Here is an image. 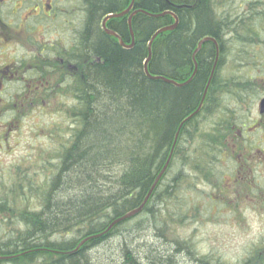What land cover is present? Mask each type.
Masks as SVG:
<instances>
[{
  "label": "trees",
  "instance_id": "1",
  "mask_svg": "<svg viewBox=\"0 0 264 264\" xmlns=\"http://www.w3.org/2000/svg\"><path fill=\"white\" fill-rule=\"evenodd\" d=\"M85 1L88 18L80 34L79 77L74 102L75 105L78 100V105L74 109V105H71L64 115L75 128L72 129L69 144L59 146L62 134H49L48 137H54L56 141L55 147L50 152L41 150L35 157L42 160L39 167L42 174L45 173L42 170L44 165L50 169L46 171L44 179L37 177V174L29 176L17 173L14 179L3 182L0 215L9 217L12 214L15 223L25 228L23 233L16 231L18 227L14 229L16 237L5 241L2 247L6 251L4 255H11L13 251L18 254L11 264H53L48 258H52L50 254L54 250L66 253L64 264H96L106 260L101 258L110 250L114 256V260L112 256L109 257L111 262L130 261L127 252L122 251L121 244H117L124 240L116 227L109 234L75 250L77 244L87 236L103 233L115 213L120 216L139 206L155 179V172L166 160L177 133V143L192 135L197 141L207 140L212 145L208 148L209 162L214 165L218 164L216 143L223 135L220 127L233 124L232 118H225L228 113L219 122L208 114L206 108L216 101H212L213 98L217 99L212 90L205 97L198 115L178 131L185 118L198 108L207 77L206 72L201 71L203 63L200 60L196 76L181 88L151 80L145 75L143 63L148 56L146 43L154 30L169 25L172 21L169 16L151 18L137 14L132 19L136 42L132 49H126L118 40L104 33L100 21L108 14L126 9L131 0ZM171 1L135 0L134 10L160 14L169 9ZM178 1L187 4L189 0ZM196 2L192 10L182 13L180 24L173 33L157 37L152 44L148 64L151 75L180 83L187 81L192 67L190 53L195 44L204 36L216 37L217 28L211 22L208 5L204 0ZM127 17L107 23V28L117 33L125 44L131 39ZM200 54L210 58L213 50L208 52L203 48ZM247 63L242 66L248 67ZM231 88L223 89V93L230 95ZM205 115H208L207 120L216 121L208 132L203 129L202 119ZM193 129L196 132L192 133ZM194 171V174L202 175L201 168ZM168 175L166 172L161 181L167 182ZM182 175V171H179L174 176L175 185L180 184ZM215 176L213 183L219 180L218 175ZM172 181L173 178L170 186ZM18 195L25 198L18 200L15 198ZM29 195L32 198L31 209L26 205ZM155 197L154 192L149 202H155ZM19 201L24 207L16 213L13 207ZM103 214L104 221L92 222ZM5 220L8 222L9 218ZM73 225L81 230L73 229ZM108 236H113L115 243H111L109 250L108 247L101 249L99 254L103 256L98 257V261L92 259V253H89L97 251ZM31 241L35 243L32 246ZM144 247L130 252L136 264H189V260L176 250L164 252L155 244L150 245L153 247L152 253L147 250L150 247ZM256 262L253 264H264V260ZM242 264H248V261Z\"/></svg>",
  "mask_w": 264,
  "mask_h": 264
},
{
  "label": "flooded vegetation",
  "instance_id": "2",
  "mask_svg": "<svg viewBox=\"0 0 264 264\" xmlns=\"http://www.w3.org/2000/svg\"><path fill=\"white\" fill-rule=\"evenodd\" d=\"M216 1L209 4H217L227 22L233 20L234 28L229 26L225 36L235 49L227 66L236 74L227 82L232 93H219L216 99L222 114L218 118L228 113L225 118H232L233 124L220 127L223 135L216 143V166L224 182L222 189L213 192L232 193L238 204L235 211L264 214V0ZM192 3L197 4L196 0ZM86 4L85 0H0V153L13 160L20 136L31 138L33 111L44 112L42 107L54 102H75L80 34L88 18ZM246 62L248 67L242 66ZM255 86L257 96L249 95ZM231 96L236 108L230 105ZM24 145V150L31 147L30 143ZM14 178L10 168L0 180ZM253 259L258 258H249Z\"/></svg>",
  "mask_w": 264,
  "mask_h": 264
},
{
  "label": "bare ground",
  "instance_id": "3",
  "mask_svg": "<svg viewBox=\"0 0 264 264\" xmlns=\"http://www.w3.org/2000/svg\"><path fill=\"white\" fill-rule=\"evenodd\" d=\"M174 1V0H173ZM171 1L169 3V9L167 8V10H165L164 12H161L160 15L163 14L162 17L165 16H169L172 21L169 22V25L159 28L158 30H154V33L151 35L149 41H147L146 45L149 47V45L151 44V49H152V44H154L155 40L157 39V37L162 36L164 34H171L173 33L177 27L180 24V19H181V15L184 11H190L193 9L194 6H192L193 0H189L187 2V4L184 3H179L176 2V0ZM211 0H204V3L208 5V12L211 15L212 21L214 24H216V28H217V32L216 33V37L213 36H204L202 39H200L199 41H197V43L195 44V47L193 48V50L190 53V60H191V65L192 67L190 68V78L191 81L193 80V78L196 76L198 69H199V60L202 61L203 63V68L201 69L202 73L206 72V83H205V88L203 89V92L201 93V99L199 101V103L197 104L198 107H203V99L204 97L208 96V93H211L213 90V95L217 98L219 93H223V89H227V87L230 89V85L227 83L228 79L225 78V73H228L229 70L227 69L229 66H227L228 64H230V62L232 61L233 55L235 54V49L234 48H230V41H228V38L225 36V34L231 29V27L233 26V20L230 19L229 22L226 21V18L224 17V15H222V13L219 11V6H217V4L211 5L209 4ZM216 1V0H215ZM217 3V1H216ZM131 4V1L129 2V4L127 3L128 7ZM121 12H117V13H113V14H108L106 16H104L101 21H100V26L103 29L104 33L106 35H108L107 31H110V29L107 28V23L111 20H116V19H120L123 18L122 17H118V18H109L108 20L104 22V20L106 18H108L109 16H115V15H119L121 14ZM127 25L129 28V35H130V42L128 44L122 43L124 46H129L132 42L134 43L133 46L131 45L132 49L135 45V35L134 32L132 30V23L128 24L127 21ZM230 26V29H229ZM234 28V26H233ZM221 32H223V36L222 38H219V34H221ZM158 33V35L156 37H154V35ZM154 37V38H153ZM153 38V40H152ZM152 40V42H150ZM121 44V43H120ZM210 45V46H209ZM123 46V47H124ZM140 46V45H139ZM221 46H223V49H221ZM212 47V48H211ZM231 47H233L231 45ZM203 48H206V50L208 52H210V50H213V54L211 55L212 57L210 58H204V54L201 55L200 53L203 51ZM127 49V47H126ZM210 59V60H209ZM208 69V71H207ZM233 72V75L236 74V72H234L233 69H231ZM237 71V70H236ZM240 72V69L237 71ZM145 73V72H144ZM145 75L151 79V80H155L153 79L154 75H151L150 73ZM165 78V77H164ZM168 80H171L169 78H166ZM158 81V80H155ZM172 81V80H171ZM162 82V81H161ZM175 87L177 88H181L184 87L186 85H183L180 82H176L174 81ZM257 84H259V81L256 82ZM255 90H253L251 93L249 92V95L251 96H257L258 94V88L255 86L254 87ZM221 91V92H220ZM216 99H212V101H214ZM78 105V100L75 103V107ZM213 107L209 108L208 106V114L214 116V117H219L221 116V111L219 110V104L214 101V103L211 104ZM198 115L197 112L194 113V117H196ZM234 118V116H233ZM193 116L192 113L185 118V120L183 121L184 123L180 124L178 131L182 128V126L187 123L188 121L192 120ZM196 132V130H192V133ZM177 136H174L173 141L171 143V146L169 148V152H168V156L166 158V160H163L160 168L155 172V179L153 180L152 184L150 185L147 194L145 195V197L143 198L142 202L139 204V206H137L136 208H133L132 210L126 212L125 214H122L120 216H116L115 215L110 219L111 224L113 223L114 225L111 227V224L108 226L109 231H111L114 227H116L117 232L120 236V238H122L124 241H121V243H117L118 245L121 244L122 247V251H126L127 254L126 256H129L130 261L128 260H123V261H119L116 262L110 260V258H106V260L104 261H99L98 263L96 262V264H101V262L103 264H136V261L133 259V255H130V252L134 251L135 249L138 248H145L144 246H148L150 247V245L155 246V244L157 246L160 247L161 250H163L164 252H173V249L171 247V245L168 247L167 244L164 243H160L157 242L155 243V238L152 237L153 235H155L156 230L155 228H157V233L159 234V236H164L163 235V231L166 230L168 228L167 225V220L168 219H175L177 221H181V216H183V218H185V216L190 215L189 217H192L193 215H191L192 211L191 208L187 207L188 205L185 203L184 205H180V203H178L177 199H174V197H172L174 194H176V188L175 187H171L170 184L168 182H162V177L166 174H170L171 170H173L174 166L177 164H180V166L182 165L184 168L188 169V172L190 173L187 177L188 181L187 183H189L188 185H190V187H192V191L195 192V187L197 188V191L199 190V187H207V188H211V189H215L217 190V188H219V186H223V180L221 177V180H218L216 183H213L212 181V177L208 176L207 178L202 176V175H196L194 174V170H199L202 166H206L208 167L210 170H212L213 165L210 164L209 160L210 157L209 155V151L206 147V143L207 140L205 139H201V141H197V138L194 137L192 135V137H189L188 139H186L185 141H183V139L177 143ZM193 147V148H192ZM163 150V148L161 149ZM186 164V165H185ZM181 166V168H182ZM214 168L217 169V166L214 165ZM46 171H50V169H48V167H46L44 165L43 167V172ZM198 180V181H197ZM155 192L156 197H155V202H149L150 198L152 196V194ZM176 202L178 203L175 207V210L173 211V209H168L166 208V206H172L173 204H176ZM166 203V204H165ZM173 203V204H171ZM163 204H165V206L163 207ZM170 206V207H171ZM163 207V208H162ZM187 208V209H185ZM193 209V208H192ZM139 210L138 212H136L133 216L129 217V218H125L126 214L131 212V211H136ZM113 214V213H111ZM119 214V213H118ZM185 214V215H184ZM104 214L102 216L97 217L94 221L95 223H101V221H104L105 219H103ZM17 225V223H16ZM18 226V230H16L19 233H23L25 231V228H21V226ZM75 226V225H73ZM73 229L75 230H81L80 227L75 226ZM16 231H14V237H12L13 239L16 237L17 233ZM108 231V232H109ZM107 232V234H109ZM146 233V234H144ZM104 234H101L100 236H102ZM98 236L97 234L94 235H89L86 238H84L83 240H81L78 244H77V249H81L83 248L88 242L97 239ZM5 240V239H4ZM4 240L0 239V262L1 264H11V262H13V260L18 256V254H15L16 251H13V253L11 255H4L6 253V251H4V249L2 247H4ZM104 240H106L103 245L100 246V244H98L99 249L97 251H91L89 254H91V258L92 259H99L98 257L103 256L100 255L99 253H101V249H104L108 247V250L110 249V245L111 243H115V240L113 239V236H108V238H105ZM175 241L179 242L180 244H185V241L180 242L179 240L175 239ZM147 242V243H146ZM112 243V244H113ZM32 244H35L34 241L32 243L31 241V246ZM180 244H176V245H180ZM170 248V249H169ZM153 247L148 248L147 250L149 252H152ZM176 250V252L178 251L177 248L174 249V251ZM125 252V253H126ZM180 252V251H178ZM153 253V252H152ZM50 256L52 258H48V260L50 261V263L53 264H64V258L66 257V253L59 251V250H54L51 252ZM104 257V256H103ZM195 258L198 259V257L194 254H192V256H189L188 260H189V264H195ZM52 261V262H51ZM98 261V260H97ZM236 262L234 263H238V264H242L241 262V258L235 260ZM252 260H248V264H253L252 262H250ZM254 262V259H253ZM14 264V263H12Z\"/></svg>",
  "mask_w": 264,
  "mask_h": 264
},
{
  "label": "rangeland",
  "instance_id": "4",
  "mask_svg": "<svg viewBox=\"0 0 264 264\" xmlns=\"http://www.w3.org/2000/svg\"><path fill=\"white\" fill-rule=\"evenodd\" d=\"M229 46L230 48H233L231 47V44ZM227 69L229 72L225 73V78L232 80L234 75L231 66ZM52 78L55 79V77ZM53 87V83H50L48 86L50 90H52ZM57 89L59 90V88ZM61 89H63L62 86ZM232 96L229 99L231 107H233ZM223 97L229 98L228 96ZM56 106L59 113L62 114L65 110L64 105L58 103ZM233 108H236L235 105ZM67 109L68 108L66 107V110ZM219 120V118L216 119L217 122H219ZM31 123V140L25 141V138L22 136L20 147L14 152L15 160H13L12 156L0 153V174L4 172L0 178L7 174L9 170L8 167H10L9 165L14 166L11 168L12 171L15 170V175L24 172L29 176L32 174H37V177L47 175V172L43 174L40 172L39 167L42 165L40 163L42 160H37L35 157L40 154L41 150H47L50 152V150L55 147L56 141L54 137L49 138L48 135L54 132L56 135L62 134L63 136H66L68 130L72 133V129H75L71 127V123L64 116L62 117L60 114H57V117L41 116L39 110L32 113ZM207 127H211V124H207ZM25 143L26 146L29 143L31 144L29 150L24 151ZM62 144H69L66 137H62L59 141V146H62ZM24 159L26 167H24ZM180 164L173 167L174 169L171 170V173L167 176L166 180L170 183L172 174L176 175L179 171H182L183 175L180 184L178 186L171 184V187L176 186V189L178 190V194H174L172 197L177 199L180 205L186 203L188 205L187 207L191 208V215L195 217L192 219L193 216L189 217L190 215L185 216V218L181 216V221L168 219L166 221L168 228L163 231L164 236H159L157 228H155L156 233L152 236L155 238V243L156 241L164 243L167 244L168 247L171 245L172 249L177 248L178 251H180L179 254H182L187 259L189 256H192V254L196 255L198 259L195 258V264H238L234 263L236 262L235 260L241 258V261H244V259L250 255L248 253L251 251H254L253 257L258 258L256 260H264V252L262 253L264 247L261 246L264 231V214H253L251 211H242L245 212L242 214L235 210H233V212L230 211L229 207H233L237 204L233 199L234 197H232V193H226L225 196L224 194L221 195L219 192H213V189L202 186L199 187L198 191L195 187L196 191L193 192L192 187L187 183V177L190 176V173L188 172V169L184 168L182 165L181 168ZM214 165L218 164L216 163ZM201 172L202 175H212V179L216 177L215 175H218L219 180H221L222 177V175L220 176L219 174V169L216 168L210 170L208 167L202 166ZM3 182L5 181L1 180L0 182V193L3 190ZM5 185L7 186V183H5ZM219 187L222 189V186ZM27 190L28 189H25V191ZM24 196L27 197L25 194ZM25 197H21V195L15 196L18 200ZM28 199L29 202H27L26 205L28 209H31L32 198H30V195L28 196ZM178 203H171L173 205H170L171 207L166 206V208L170 210L173 209L174 211L176 208L175 206ZM165 204H163V207ZM10 207L11 205L8 206V209L11 214ZM22 207H24V204L19 201L17 202L16 207H13V210L17 213L19 208ZM7 218H9L8 222L5 220ZM12 218V214L9 217L5 214L0 215V239H5L4 242L14 237L13 230L18 229V226ZM175 239L180 242L185 241V244H180L175 241ZM176 244L180 245L177 246ZM257 245H260L262 248H258ZM112 253L113 251L110 250L101 259H106L112 256L114 260ZM250 262L257 263L255 260L254 262L253 260ZM101 264L103 263L101 262Z\"/></svg>",
  "mask_w": 264,
  "mask_h": 264
},
{
  "label": "water",
  "instance_id": "5",
  "mask_svg": "<svg viewBox=\"0 0 264 264\" xmlns=\"http://www.w3.org/2000/svg\"><path fill=\"white\" fill-rule=\"evenodd\" d=\"M133 4H134V0H132L131 1V4L129 5V7H128V9L125 11V12H123V13H121V14H119V15H115V16H109L108 18H106L105 20H104V22L103 23H105V21L106 20H108L109 18H118V17H122V16H124V15H126L129 11H130V9L132 8V6H133ZM134 15V14H133ZM133 15H131L130 17H129V19H128V24H129V26H130V24H131V20H132V16ZM163 16V14L162 15H160V14H157V15H155V18H158V17H162ZM108 32V35H111L112 37H114V38H119L114 32H112V31H107ZM158 35V33H156L155 35H154V37H156ZM153 37V38H154ZM153 38H152V40H153ZM152 40L150 41V42H152ZM133 44L134 43H132V46H133ZM121 46H124L122 43H121ZM125 48L127 47V49H130L131 48V45L130 46H124ZM148 51H149V54H148V58H147V60L144 62V72L146 73V74H148V71H147V64H148V62L150 61V57H151V44L149 45V47H148ZM153 79H155V80H159V81H162V82H164V83H167V84H173V85H177V84H175L173 81H171V80H168V79H166V78H164L163 76H159V77H154ZM191 79L192 78H190L185 84H188L190 81H191ZM262 106H263V108H264V100H263V102H262ZM193 116V115H192ZM177 136V135H176ZM139 210H136V211H131V212H129V213H127L126 214V216H125V218H129V217H131V216H133L136 212H138ZM114 224L112 223L111 224V227L113 226Z\"/></svg>",
  "mask_w": 264,
  "mask_h": 264
}]
</instances>
